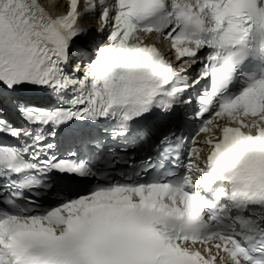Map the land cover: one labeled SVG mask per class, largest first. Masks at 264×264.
Here are the masks:
<instances>
[{
  "label": "snow or ice",
  "instance_id": "1",
  "mask_svg": "<svg viewBox=\"0 0 264 264\" xmlns=\"http://www.w3.org/2000/svg\"><path fill=\"white\" fill-rule=\"evenodd\" d=\"M0 264H264V0H0Z\"/></svg>",
  "mask_w": 264,
  "mask_h": 264
}]
</instances>
